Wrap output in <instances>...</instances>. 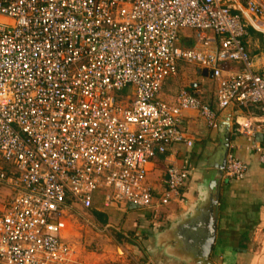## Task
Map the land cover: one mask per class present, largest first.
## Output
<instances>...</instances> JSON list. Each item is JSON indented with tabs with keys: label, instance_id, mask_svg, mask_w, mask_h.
Here are the masks:
<instances>
[{
	"label": "built area",
	"instance_id": "obj_1",
	"mask_svg": "<svg viewBox=\"0 0 264 264\" xmlns=\"http://www.w3.org/2000/svg\"><path fill=\"white\" fill-rule=\"evenodd\" d=\"M247 26L264 34V0H0V189L10 191L0 264H87L65 235L74 206L88 211L100 199L158 210L177 198L193 165L172 162L160 191L150 165L173 144L193 145L180 128L185 110L200 111L211 127L218 115L185 88L173 104L157 94L183 60L212 71L221 109L264 108V75L243 43ZM184 28L219 35L218 50L178 46ZM225 61L243 70L224 76ZM248 170L227 154L225 178Z\"/></svg>",
	"mask_w": 264,
	"mask_h": 264
},
{
	"label": "crops",
	"instance_id": "obj_2",
	"mask_svg": "<svg viewBox=\"0 0 264 264\" xmlns=\"http://www.w3.org/2000/svg\"><path fill=\"white\" fill-rule=\"evenodd\" d=\"M221 37L212 31L196 37L193 30L181 29L178 46L200 52L217 51ZM243 43L253 62V69L264 75V34L247 26ZM224 76L243 70L237 61L219 65ZM218 82L212 71L197 63L178 62L176 75L165 79L157 99L173 104L183 88L195 93L218 115V125L211 127L198 110H185L180 128L191 147L173 144L165 155H158L151 163L150 183L160 191L159 178L175 162L189 161L194 170L177 198L158 210H147L126 203L110 206L114 211L111 222L104 225L114 229L115 255L97 256L86 251L71 239L77 256L87 264H264V162L256 146L264 149V130L261 104H232L221 109L217 100ZM254 129L249 137L244 131ZM229 146L225 150V142ZM233 154L249 165L244 179L226 180L224 167L227 154ZM2 190V189H1ZM10 194V191H6ZM2 199L0 211L7 198ZM1 201V200H0ZM100 202V207H96ZM100 199L91 211L105 213ZM95 219V215H92ZM114 223V224H113ZM128 229L125 231L124 229ZM213 236L211 251L202 255L204 242ZM119 250L121 252H119Z\"/></svg>",
	"mask_w": 264,
	"mask_h": 264
},
{
	"label": "rangeland",
	"instance_id": "obj_3",
	"mask_svg": "<svg viewBox=\"0 0 264 264\" xmlns=\"http://www.w3.org/2000/svg\"><path fill=\"white\" fill-rule=\"evenodd\" d=\"M128 93V90L125 89L123 91H118L115 95L117 97L124 98L128 95ZM226 180L228 179L226 178L225 181ZM6 191L7 189H0V206L2 203L4 204V201L2 202L1 198H7L8 194H6ZM95 205L96 207H100V202H96ZM71 214L72 215L69 217L68 221L69 230L67 233L71 235V239L79 243L86 251L94 252L97 256L107 254V256L103 257L109 258L110 255L116 254V246L121 247L122 244L120 242H125L124 240L117 241L114 229L102 224L98 219H95L92 216L93 214L91 211L84 210L77 205L73 207ZM105 214L111 222H115L111 218L114 215L112 208H107L105 210ZM124 230L128 231L127 228ZM119 252L121 251L119 250Z\"/></svg>",
	"mask_w": 264,
	"mask_h": 264
},
{
	"label": "water",
	"instance_id": "obj_4",
	"mask_svg": "<svg viewBox=\"0 0 264 264\" xmlns=\"http://www.w3.org/2000/svg\"><path fill=\"white\" fill-rule=\"evenodd\" d=\"M229 146V143H228V140L225 142V150L226 148H228ZM212 244H213V236L209 239H207L205 242H204V245L202 247V255L204 257V259H206L211 251V247H212Z\"/></svg>",
	"mask_w": 264,
	"mask_h": 264
},
{
	"label": "trees",
	"instance_id": "obj_5",
	"mask_svg": "<svg viewBox=\"0 0 264 264\" xmlns=\"http://www.w3.org/2000/svg\"><path fill=\"white\" fill-rule=\"evenodd\" d=\"M92 214L95 215V217L102 223V224H106L108 222V216L102 212V211H98L96 209L92 210Z\"/></svg>",
	"mask_w": 264,
	"mask_h": 264
}]
</instances>
